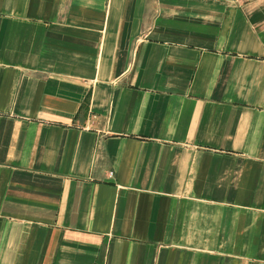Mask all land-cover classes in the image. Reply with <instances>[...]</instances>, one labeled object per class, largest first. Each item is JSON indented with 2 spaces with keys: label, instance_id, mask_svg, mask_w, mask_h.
Instances as JSON below:
<instances>
[{
  "label": "crops",
  "instance_id": "obj_1",
  "mask_svg": "<svg viewBox=\"0 0 264 264\" xmlns=\"http://www.w3.org/2000/svg\"><path fill=\"white\" fill-rule=\"evenodd\" d=\"M0 264H264V0H0Z\"/></svg>",
  "mask_w": 264,
  "mask_h": 264
}]
</instances>
